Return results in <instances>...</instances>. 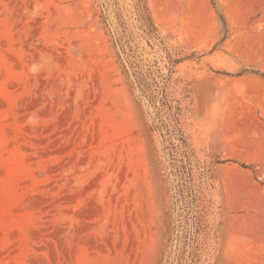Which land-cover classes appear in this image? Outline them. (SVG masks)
I'll return each mask as SVG.
<instances>
[{
    "label": "rangeland",
    "instance_id": "1",
    "mask_svg": "<svg viewBox=\"0 0 264 264\" xmlns=\"http://www.w3.org/2000/svg\"><path fill=\"white\" fill-rule=\"evenodd\" d=\"M0 264H264V0H0Z\"/></svg>",
    "mask_w": 264,
    "mask_h": 264
},
{
    "label": "trees",
    "instance_id": "2",
    "mask_svg": "<svg viewBox=\"0 0 264 264\" xmlns=\"http://www.w3.org/2000/svg\"><path fill=\"white\" fill-rule=\"evenodd\" d=\"M177 110L179 111V114L181 113L182 109L180 107L177 108ZM178 116L177 118L174 120L175 121V125L172 127V133L176 136V137H180L178 138L180 141H182L183 143H186L184 140V133L182 132V130L180 129V122L178 121Z\"/></svg>",
    "mask_w": 264,
    "mask_h": 264
}]
</instances>
